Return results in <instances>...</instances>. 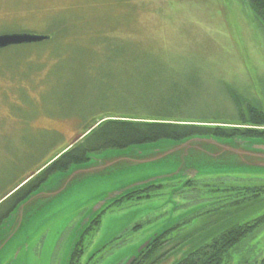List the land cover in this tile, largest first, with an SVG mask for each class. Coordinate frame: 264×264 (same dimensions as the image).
<instances>
[{
	"label": "rangeland",
	"instance_id": "374dc122",
	"mask_svg": "<svg viewBox=\"0 0 264 264\" xmlns=\"http://www.w3.org/2000/svg\"><path fill=\"white\" fill-rule=\"evenodd\" d=\"M257 19L246 0H0V33L54 37L27 49H6L4 60L0 54V202L18 184L38 177L67 145L81 141L84 129L76 107L83 97L99 94V74L105 68L94 64L103 61L98 57L102 48L107 56L103 62L115 59L111 39L124 46L128 64L155 53L156 60L187 72L191 96L180 114L187 120L234 116L232 92L244 103L264 104V26ZM231 122L204 124L235 125ZM127 149L111 152L131 161L132 154H142ZM108 153L93 154L91 162ZM110 168L83 176L41 207L25 212L22 222L1 230L0 264H69L80 244L84 249L78 264H126L149 237L177 219L175 188L166 187L150 199L115 203L102 214L98 227L88 231L107 198L140 180L162 177L173 166L126 161ZM221 176L228 188L264 184L263 167ZM223 189L206 185L200 192H187L188 208L176 212L202 208L180 229H200L210 218L220 219L229 208L223 206L233 198ZM174 198L180 201L181 195L176 192ZM215 225L221 228L222 223ZM262 256L264 225L229 251L221 264ZM177 257L181 254L157 264H176Z\"/></svg>",
	"mask_w": 264,
	"mask_h": 264
},
{
	"label": "trees",
	"instance_id": "16d2710c",
	"mask_svg": "<svg viewBox=\"0 0 264 264\" xmlns=\"http://www.w3.org/2000/svg\"><path fill=\"white\" fill-rule=\"evenodd\" d=\"M246 1L253 16L258 18L264 26V0ZM49 35L50 39L43 42L53 41V34ZM56 41L58 42L57 39ZM110 42L115 43L109 45L115 59L108 61V64L103 62L107 56L102 48L99 50L98 57L103 61L98 66L94 64L99 69L105 68L104 74L98 73L99 86L101 87L99 94L83 97L76 107L77 115L82 119L83 133H88L78 143L67 145L57 153L38 177L32 181L29 180L30 183L26 182L0 202V225L22 200L37 190L51 175L57 172H66L73 165L86 163L89 161L90 154L107 150H122L133 145L156 143L161 140L181 141L192 136H215L225 139L235 137L264 138V104L257 105L252 101L244 103L232 92L230 96L234 99V116L187 120L180 116L191 96L187 87V72L182 69L175 70L161 60H156L154 57L158 56L155 53L144 54L146 60L143 62L128 64L124 60V46H119L120 42L114 39H111ZM34 44L37 43L2 49L0 50L1 59L6 58L7 51L4 52L6 49H27ZM188 79L190 82H195L191 77ZM222 121H232L235 125L226 127L204 124ZM221 175H228V172L200 174L189 181H187L188 177L165 180L134 190L111 202L103 209L92 220L88 231L96 229L106 209L119 201L150 199L161 195L158 192L166 187L175 188L173 209L177 219L170 225L162 227L163 229L152 238L150 244L137 254L133 264H157L172 256L176 258L179 253L181 257H177L176 264H221L227 258L229 251L264 225V211L259 209L264 206L262 197L264 184H255L252 187H243L238 184L228 188L230 186L227 182L219 180L222 179ZM205 178L211 181L203 182ZM206 185L225 186L223 191H231L230 194H233L234 199L232 198L231 203L223 206L229 208L223 211V214L221 213L223 216L220 219L210 218L209 222L204 226L201 225L200 229V226L191 231L186 227L180 229L182 226L188 225L191 217L197 215L202 208L194 212L187 209L184 211L187 214L176 212L178 209L188 208L187 192L191 193L195 190L200 192ZM237 189L238 191H236ZM176 192L181 195L180 201L174 198ZM170 200L172 198L168 196V202ZM233 208L235 209L234 213L230 211ZM218 220L222 223L221 228L215 225ZM176 232L179 234H175ZM165 245H169L170 248H163ZM83 249L82 244L75 249L70 264H78L79 258L83 255ZM238 264H264V256L255 261L244 259Z\"/></svg>",
	"mask_w": 264,
	"mask_h": 264
},
{
	"label": "water",
	"instance_id": "95a60500",
	"mask_svg": "<svg viewBox=\"0 0 264 264\" xmlns=\"http://www.w3.org/2000/svg\"><path fill=\"white\" fill-rule=\"evenodd\" d=\"M50 37L47 34L31 32L2 33L0 34V50L15 45L43 42ZM127 150L142 151V154L140 156L132 154L130 157L133 160L131 161L125 156H117L119 154L111 152L113 150H107L110 153L105 155V158L100 157L91 162L94 156L90 154L89 161L86 163L76 164L66 172L53 174L15 207L9 216L3 220L0 231L7 229L14 222H22V215L25 212H31L41 207L43 203H47L69 189L73 184L80 182L83 176L92 173H106L110 167H121L126 161L131 163L164 161L173 166V171L166 172L162 177L140 180L120 190L102 202L97 208V213L102 210L104 205H109L121 196L152 183L183 177H188L187 181H189L200 174L227 173L235 169L264 168V141L246 137L225 139L215 136H192L181 141L161 140L152 144L133 145ZM156 234L149 237V240L141 246L138 253L150 244ZM137 254L131 257L126 264H132Z\"/></svg>",
	"mask_w": 264,
	"mask_h": 264
}]
</instances>
